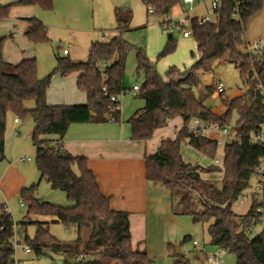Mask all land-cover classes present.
<instances>
[{
	"label": "trees",
	"instance_id": "1",
	"mask_svg": "<svg viewBox=\"0 0 264 264\" xmlns=\"http://www.w3.org/2000/svg\"><path fill=\"white\" fill-rule=\"evenodd\" d=\"M141 1L153 9L151 14L164 17L182 4V0ZM13 6H39L52 10L54 0H18L0 6V21L8 17ZM263 7L264 0H220L212 22L199 24L198 17L192 18V36L196 45L199 43L197 61L184 72L172 66L163 77L155 71L145 51L139 50L138 71L144 72L146 79L139 85L137 93L145 99V106L126 121L131 127L132 140L148 141L174 118L183 120L184 125L174 138L162 140L158 150L145 157L146 178L162 184L172 197L178 190L196 192L203 210L187 214L192 216L194 223L208 224L211 245L233 253L236 257L234 264H264V229L255 237H251L254 233L250 231L258 221L256 208L263 206L260 198L252 195L250 208L243 215H238L232 208L249 188L254 171L264 157V146L252 145L245 137L264 127V46L260 52L244 54L241 51L246 45L247 25ZM236 10L238 20L233 18ZM115 17L118 28L121 24L128 28L132 13L128 9L116 8ZM27 21L25 35L29 40L37 44L50 41L47 27L41 20L32 17ZM5 39L0 38V163L6 160L5 135L9 116L13 115L18 121L32 118L31 137L37 170L53 189L66 194L71 205H56L36 197L37 185L21 190V203L27 207L28 216H52L67 227L75 226L78 235L72 241L63 242L52 234L46 223L35 222L34 236H26V244L37 256L47 255L50 250L74 259L82 252H95L91 259L75 264H154L146 250L134 249L129 213L112 208L111 198L102 192L88 159L52 147L42 138L56 135L63 139L73 124L110 122L109 109L115 105L111 97L120 98L128 91L124 69L129 44L120 37L109 42H94L87 62L74 63L68 57L57 56L53 72L40 78L35 58L23 59L15 65L4 61ZM175 48L176 38L169 34L161 55L173 52ZM226 62L236 65L245 92L233 99H222L225 112L217 114L204 105V100L196 97L194 89L202 83L201 74L211 72L217 63ZM53 74L62 77L78 74L76 86L86 94V104H48L47 94ZM207 90L209 95L215 92L213 86ZM28 102H33L34 107L29 108ZM234 115L237 119L231 125ZM114 116L116 123L120 122L121 110ZM197 118L231 126L243 135L239 140L226 142L222 167L201 168L184 161L180 145L186 139L195 150L211 158L219 148L216 138L190 136L188 125ZM203 172H222L221 187L203 179ZM3 208L0 204V210ZM0 224L4 226L0 231V264H12L14 249L11 241L15 223L10 212L0 217ZM189 238L186 236L183 241ZM168 247L174 264H190L184 254L177 253L171 245ZM63 264L68 263L64 260Z\"/></svg>",
	"mask_w": 264,
	"mask_h": 264
},
{
	"label": "rangeland",
	"instance_id": "2",
	"mask_svg": "<svg viewBox=\"0 0 264 264\" xmlns=\"http://www.w3.org/2000/svg\"><path fill=\"white\" fill-rule=\"evenodd\" d=\"M8 1L11 2L12 0H0V6H5L2 3ZM210 4V0L207 4H195L192 10L189 5L183 3L177 6L169 15L172 20L171 23L174 24V28H172L171 23H169V26L163 23L166 17L149 13L148 7L141 0H54L52 10H44L39 6H34L37 12L35 17L47 27L50 41L37 44L28 39L30 43L28 53L36 57L38 77L45 78L55 69L57 56L68 57L74 63L87 62L92 43L109 42L116 36L126 41L129 44V49L125 62L124 83L129 89L126 94L120 96L119 100L122 121H127L138 109L145 106V99L139 96L137 92L130 91L133 84L142 85L146 79L145 73L138 71V51H145V55L155 71L163 77L172 66L184 72L197 61V45L193 36H183L179 23L182 24L183 22L184 27L190 29L191 19L204 15L207 8L210 10ZM117 7L124 10L128 9L132 13V20L128 28L118 31L115 30L119 26L115 17V9ZM211 16L214 19V14L211 13ZM6 19H9V15ZM10 30L12 31L10 32ZM10 30L7 31V33L10 32L8 35L10 36L13 33L15 36V28ZM169 34L175 36L176 48L173 52L161 55L166 47ZM7 39H10V37ZM63 50H67L69 55H64ZM241 51L244 54L253 52L249 51L246 45L241 48ZM59 76L61 75L53 74L52 76L50 87L53 88V91L60 88L59 83L56 81L57 78H61ZM213 80H219L224 84V94L220 95L215 92L211 95L208 94L207 87H214L215 81ZM201 81L200 86L194 89V93L199 100H204V105L207 108L212 109L217 114L225 112L222 99H233L245 92L239 70L234 63L215 64L211 72L201 74ZM27 106L33 108L34 103L28 102ZM14 118L13 115L9 116L5 143L6 160L0 163V175L2 166L13 163L19 171L22 173L25 171L29 176V181L23 189L37 185L34 191L36 197L56 205L70 206L71 203L66 194L61 190L53 189L47 179H42L37 170L35 148L31 137L34 129L32 118L21 120L19 124L14 123ZM236 119L237 116L234 115L231 125L235 124ZM174 124L183 127L184 123L180 117H176L167 126L168 128L174 127ZM16 130H18V134L15 133ZM180 152L187 163L199 165L201 168L222 167V164H216L215 162L216 159H223V149L221 147L218 148L215 157L211 158L195 150L186 139L181 142ZM21 157L31 158V161L23 162L20 160ZM202 178L221 187L223 176L218 172H209L202 173ZM256 181L257 177L253 175L249 188L233 204L232 208L238 215L245 214L250 208ZM20 193L21 191L13 200L12 207H10V212L16 224L22 226L28 218L33 221L55 220L52 216H28L27 207L21 205ZM259 201L264 206V197L260 198ZM172 209L178 219L174 226L175 228H171V225H168L169 228L159 232L169 237L173 235L171 233L172 229L176 230L175 238H171L169 242V245L174 248L173 250H176V246L179 245L181 253L189 260L190 264H206V253L217 254L224 260L225 264H234L236 262V257L233 253L219 250L211 245L207 223H194L192 216L187 214L203 210L201 199L196 192L192 190H178L175 192L172 197ZM35 230V226L30 224L27 232H17L21 243L26 244V236L33 238ZM51 232L63 242L72 241L78 236L77 231L73 227H67L59 222L51 224ZM260 232L261 229L258 227L256 233L252 234L251 237H255ZM186 236L190 237L189 240L183 241ZM193 241H197L198 245H194ZM210 249L214 252H209ZM17 256L23 259L26 264L64 263L63 255L50 250L47 251V255L37 256L35 253L26 255L21 248H18ZM154 264H174V260L169 256L163 261L155 260Z\"/></svg>",
	"mask_w": 264,
	"mask_h": 264
},
{
	"label": "crops",
	"instance_id": "3",
	"mask_svg": "<svg viewBox=\"0 0 264 264\" xmlns=\"http://www.w3.org/2000/svg\"><path fill=\"white\" fill-rule=\"evenodd\" d=\"M16 1L18 0L2 4L8 5ZM208 1L205 0L201 4H207ZM209 12L210 10L207 8L204 15ZM36 13L34 6H14L10 10L9 19L0 21V38L6 37L3 46V59L6 63L15 65L23 59H36L35 56L28 53L30 43L25 35V31L29 25L27 19L35 17ZM202 16L197 17L200 18ZM167 17L165 20H167ZM17 26H19L18 29H16ZM11 28H15V36L13 33L10 36L8 35L12 31L10 30ZM120 29L124 28H115L116 31ZM8 30H10L9 33H7ZM8 37L10 39H7ZM257 38L264 39V7L260 13L250 19L245 31L246 43ZM64 55H69V52ZM59 77L61 78H57L56 81L59 83L60 88L53 91V88L50 87L48 90V104H86L84 103L87 101L86 94L79 91L76 86L78 74H73L69 77ZM122 119L121 117L118 123L73 124L63 139H60L56 135H46L42 138L49 141L52 147L65 150L74 156H82L88 159L89 167L94 172L102 192L111 198L112 208L116 211L129 213L130 231L134 249L146 250L154 262L158 259L163 261L170 256L168 246L171 238H175L176 230L172 229L171 233L173 235H170L171 237H167L159 231L169 228L168 225H171V228L174 227L178 219L172 209L171 192L162 184L153 183L146 178L145 157L155 153L162 140L173 138L182 126L178 124H174L175 126L170 128L166 126L148 141H135L132 140L130 125L126 121H122ZM15 120L14 118V123H20V121ZM15 133L18 134V130ZM218 164H222V162ZM218 173H221L223 176L222 172ZM28 181L29 176L25 171L22 173L13 163L2 166L0 175V204L6 203L9 212L13 200L19 195V192ZM35 222L46 223L51 230V224L56 223V220L44 219L33 221L31 218H28L25 222L27 224L24 223L22 226L16 224L14 220L15 229L19 233L23 231L27 232L28 225L30 224H33L37 228ZM209 252L214 251L210 249ZM24 254L30 255L25 252ZM207 254L210 253L205 254V263ZM18 259L23 264H26L23 259Z\"/></svg>",
	"mask_w": 264,
	"mask_h": 264
},
{
	"label": "built area",
	"instance_id": "4",
	"mask_svg": "<svg viewBox=\"0 0 264 264\" xmlns=\"http://www.w3.org/2000/svg\"><path fill=\"white\" fill-rule=\"evenodd\" d=\"M205 0H182L183 4L189 5L190 9L192 10L195 4H201ZM210 12L202 17L199 18V24H206L213 21V18L211 16V13L214 14L215 10L219 6L220 0H210ZM239 4V2H237ZM149 13H153V9L151 7H148ZM233 18L238 20L239 16L237 13V10L233 13ZM172 20L170 17H167V20L163 23L170 25ZM172 24V23H171ZM179 26L182 28V34L184 37H190L192 36V30L186 29L182 24L179 23ZM172 28H174V24L171 25ZM264 39L263 38H257L253 41L247 42L246 47L249 51H255L260 52L263 47ZM199 45V43L197 44ZM68 51L64 50V54H67ZM261 87V86H260ZM214 89L215 93L222 94L225 93V86L224 84L216 80L214 82ZM103 90L106 92V86L103 87ZM139 90V84H135L131 90V92H137ZM111 100L115 103V105L110 107V114L108 116V120L112 123L116 122V117L114 116V113L118 110H121V105L119 103V98L117 96H112ZM15 121H18L17 119ZM190 136L194 137H209V138H216L217 139V145L218 147L224 148L226 142L228 140H239L241 137H243L242 134H240L235 128L231 126H221L219 124L203 120L201 118H197L194 122L188 125ZM218 136V137H215ZM248 142L252 145H263L264 146V127L261 128V130L257 132H250L249 134L245 135ZM21 161H31V158H25L21 157ZM216 163L223 162V160L216 159ZM255 176L257 177V181L254 185L255 192L253 195H256L259 198L264 197V157L261 159L260 165L255 169L254 171ZM22 206L23 203H21ZM3 210H0V217H2L4 214H7L8 207L6 203H3ZM255 218H257V223L254 224L251 227V233H256V229L259 227L261 231L264 229V206L257 207ZM75 229V226H71ZM4 226L0 224V231L3 230ZM16 225L13 226V238H12V247L14 249V262L12 264H23L18 257H17V251L18 248H21L25 253H32L33 249L31 246L27 244H22L17 236L16 231ZM194 245H198L197 241H193ZM95 255V252L92 253H85L82 252L78 254L73 260L74 262H85L89 259H91ZM206 264H225L224 260L220 258L217 254L210 253L206 255Z\"/></svg>",
	"mask_w": 264,
	"mask_h": 264
},
{
	"label": "water",
	"instance_id": "5",
	"mask_svg": "<svg viewBox=\"0 0 264 264\" xmlns=\"http://www.w3.org/2000/svg\"><path fill=\"white\" fill-rule=\"evenodd\" d=\"M122 28H125V26L122 25ZM176 252L181 253L179 245L176 246ZM61 255H63V254H61ZM63 256H64V260L67 261L68 264H75L74 260L71 259L68 255H63Z\"/></svg>",
	"mask_w": 264,
	"mask_h": 264
}]
</instances>
